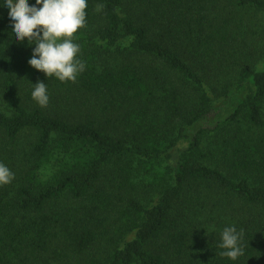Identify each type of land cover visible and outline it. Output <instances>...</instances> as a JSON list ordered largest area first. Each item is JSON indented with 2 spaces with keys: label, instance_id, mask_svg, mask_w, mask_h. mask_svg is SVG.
<instances>
[{
  "label": "trees",
  "instance_id": "16d2710c",
  "mask_svg": "<svg viewBox=\"0 0 264 264\" xmlns=\"http://www.w3.org/2000/svg\"><path fill=\"white\" fill-rule=\"evenodd\" d=\"M222 3L264 14V0H87L85 69L63 83L28 64L35 45L0 7L14 173L0 264H264V23L238 35ZM228 225L243 230L235 261L218 247Z\"/></svg>",
  "mask_w": 264,
  "mask_h": 264
},
{
  "label": "clouds",
  "instance_id": "9594fccd",
  "mask_svg": "<svg viewBox=\"0 0 264 264\" xmlns=\"http://www.w3.org/2000/svg\"><path fill=\"white\" fill-rule=\"evenodd\" d=\"M0 7L8 12L11 35L19 42L27 38L34 44L28 64L60 82H74L84 71L79 59L80 45L74 42V33L86 25L87 0H0ZM98 7H100L98 5ZM32 84V83H31ZM31 98L41 107L49 103L45 82L32 84ZM14 173L0 162V185L9 184ZM243 230L235 225L225 226L220 233V255L237 260L244 254L241 240Z\"/></svg>",
  "mask_w": 264,
  "mask_h": 264
},
{
  "label": "rangeland",
  "instance_id": "374dc122",
  "mask_svg": "<svg viewBox=\"0 0 264 264\" xmlns=\"http://www.w3.org/2000/svg\"><path fill=\"white\" fill-rule=\"evenodd\" d=\"M217 11L218 13L223 12V18H226L231 22L232 28L234 29L231 30H233L234 33H238V35L247 34V36L251 39L255 38L260 26L264 23V14L254 9H237L227 3H222L219 8L217 7ZM102 247L103 246H101V244H97L95 249H97L100 253L103 250ZM83 260L84 258L80 257L71 258L69 259V264H76Z\"/></svg>",
  "mask_w": 264,
  "mask_h": 264
}]
</instances>
